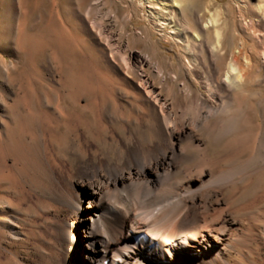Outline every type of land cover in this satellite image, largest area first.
I'll return each instance as SVG.
<instances>
[{
  "label": "bare ground",
  "instance_id": "bare-ground-1",
  "mask_svg": "<svg viewBox=\"0 0 264 264\" xmlns=\"http://www.w3.org/2000/svg\"><path fill=\"white\" fill-rule=\"evenodd\" d=\"M66 1L80 31L65 62L70 79L86 47L111 81L67 87L73 112L62 88L51 99L43 87L2 86L15 95H0V264H252L246 255L264 241V212L237 206L236 195L249 166L264 167V115L240 119L262 95L246 82L264 73V37L255 35L264 33V8L239 2L238 13L253 18L227 50V7L198 15L189 0H137L184 56L180 79L176 64L166 71L105 27L114 17L98 1L84 10ZM17 14L8 40L18 32L22 47ZM147 32L134 37L151 42ZM51 49L55 58L61 45Z\"/></svg>",
  "mask_w": 264,
  "mask_h": 264
},
{
  "label": "rangeland",
  "instance_id": "rangeland-1",
  "mask_svg": "<svg viewBox=\"0 0 264 264\" xmlns=\"http://www.w3.org/2000/svg\"><path fill=\"white\" fill-rule=\"evenodd\" d=\"M97 1L98 5L96 8L102 15L110 14L114 17L105 23V27L111 28L116 36H120V41H124L125 37L128 36L129 45L132 51L141 50L144 54L150 55L153 58V61L159 62L166 71H169L170 69L173 70L172 68H169L167 64L170 62L176 64L174 69L177 73H179L180 79L183 78L182 69L184 66V56L176 49L177 47L174 42H165L162 40V37L165 35L163 32H160L161 27L157 26L159 24L158 21L155 25H152L148 20L142 18V14L147 11L137 7V0H81V4H79L80 9L84 10V8L88 7L91 3ZM189 1L191 2L192 8L198 12V15L202 14L205 6H209L212 11L218 9L220 6L227 7L228 11H232V17L228 19L229 22L227 23V27L225 28V32L223 34L224 48H227V50L231 44L232 37H235V44L239 43V38L236 36L237 32H235V30H239L243 22H247L253 18V14L246 9H240V13H238L237 7L240 5L239 2L243 1V3L247 5H260L264 8V0ZM68 4L69 3L66 0H0L1 96H4L7 99H13L15 95H6V93L2 91V86H10L13 88H16L17 86H23L26 88L28 86L35 88L43 87V89L45 88L48 98L53 99L54 96L52 95L51 89L59 87L64 91L59 93L58 98H61V102H63L64 106H66L70 112H73L74 103L67 94V87L71 85L103 86L109 84L111 81L110 76L103 73L96 63L92 62V54L90 53V49L86 47L87 51L84 47V49L82 48L81 50V57H83V61L79 64V66H77L79 69V71H76L78 79L71 80L72 73L65 67V62L71 55L74 46L76 47L79 43L77 38L80 36V31H78L79 29L77 30L78 22L73 21L71 17H67L68 15H66L69 8ZM14 9L19 14H17L19 16V21L25 23H23L24 32L21 40L22 47H20L19 44L21 35L17 31V34L15 33V37L17 36L15 43L13 42L10 44V41L8 40V29L12 20L11 13ZM93 19L94 17L90 16V20ZM232 23H234V25ZM144 30L145 32L148 30L147 34L151 37L152 40L150 41L153 43L145 42L147 40L144 41L135 39L134 34L136 33H141L143 34V37H146ZM255 35H258V38L261 36L260 39L264 37V33L261 34L256 32ZM249 36L251 39L253 38L252 34H249ZM249 36L245 35V38L248 37V39H250ZM54 42L61 45V49L56 52L55 58L53 57L51 49ZM44 45L49 48H46L45 50L40 49ZM25 48L31 51H26ZM31 52L33 53L31 54ZM29 57H31V59ZM171 58L175 59V61H171ZM51 67L54 70L52 74L47 71L48 68ZM7 69L9 70V73L6 74L7 76H2V73ZM254 71H252L253 74L250 73L252 78L250 82L247 81L246 84L250 86L252 84L254 87L259 86L258 88L261 90L262 95L259 97L257 96L254 101L250 103L247 102L245 104L247 106H245V111L242 114L243 116L240 118L242 121L247 119L254 121L256 117L260 119L262 114L264 115V73L260 75L256 70ZM77 88L78 87H76V90ZM79 97L77 96L76 99ZM86 98V96H83V99ZM251 104L254 105V109L256 107L257 108L254 110L251 108ZM256 130L253 131L255 132ZM248 131L249 130L246 127L241 128V131H239L237 135L242 136L245 133L247 134ZM214 152L215 151H212L211 149L210 154H214ZM260 167L262 166L259 163L249 166V172L254 174L249 176L250 180H248L247 183L240 186L239 192L236 195V197H238L236 200L237 206L248 203H256L257 205L254 207V210L261 209V211L264 212V167L261 168V170L256 171L257 169H260ZM81 237L82 234L81 236L79 234L78 239L75 241L76 251L78 250L79 245L83 244L80 243V240L82 242ZM258 246H256L258 248H254V252L257 254L253 252L252 255H246L247 258L251 259L252 264H264V241H262ZM79 258H82V255ZM243 262L244 264H248L247 259Z\"/></svg>",
  "mask_w": 264,
  "mask_h": 264
}]
</instances>
